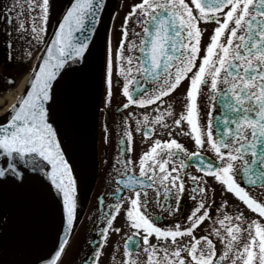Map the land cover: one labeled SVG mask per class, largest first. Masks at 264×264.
Instances as JSON below:
<instances>
[{"label": "snow or ice", "instance_id": "obj_1", "mask_svg": "<svg viewBox=\"0 0 264 264\" xmlns=\"http://www.w3.org/2000/svg\"><path fill=\"white\" fill-rule=\"evenodd\" d=\"M105 7V0H70L50 43L46 32L55 11L53 0H10L0 7L6 24L7 59H15L13 31L16 40L27 43L26 56L33 55L34 43H43L46 49V54L37 53L42 62L30 70L28 86L9 106L6 121L0 122V158L7 165L0 166L3 182L23 184L32 168L38 173L37 182L54 187L62 197L64 234L45 264H58L77 218V178L61 138L57 84L72 71L69 65L86 59ZM129 9L115 46L112 34L107 39L105 110L111 104L114 83L122 78L124 109L156 105L154 118L153 113H143L135 129L153 139L139 155L137 174L127 155L135 151L129 124L133 114L122 118L124 139L120 143H127L114 166L117 191L109 195L115 200L105 204L103 195L98 198L105 209L99 217L104 226L96 229L100 242L89 241L96 246L81 264H100L110 233L121 232L113 225L122 211L132 229L124 242L123 264H138V238L143 241L147 264H264V201L248 190L264 186V0H133ZM201 22L214 24L207 42L208 29ZM114 73L119 77L115 81ZM181 87L184 102L177 115L175 101L164 98ZM206 87L205 103L210 108L205 125L200 100ZM169 116L176 117L171 125L166 120ZM156 125L178 128L180 135L194 140L196 150L190 151L172 131L168 139L155 136ZM206 144L216 154V162L204 156ZM193 162L203 175L188 171ZM173 164L178 167H170ZM185 175L192 181L190 198L196 201L187 226L180 220L163 225L158 215L146 211L148 189L155 191L160 208L175 216L188 191ZM208 176L222 186V194L231 192L258 214L247 218L239 210L234 215L223 211L229 204L224 199L217 208L220 227L212 228L223 245L219 252L209 234H195L203 221L212 219L207 197L209 185L214 194L215 184ZM173 196L175 207L170 202ZM153 236L157 243L151 242ZM184 236L191 241L181 243Z\"/></svg>", "mask_w": 264, "mask_h": 264}, {"label": "flooded vegetation", "instance_id": "obj_2", "mask_svg": "<svg viewBox=\"0 0 264 264\" xmlns=\"http://www.w3.org/2000/svg\"><path fill=\"white\" fill-rule=\"evenodd\" d=\"M133 0H113L110 10L107 29L102 41L101 51L97 61L94 73L91 75L87 84L81 87L68 101L62 120V134L66 144V148L70 157L71 164L74 168V174L77 178V193L79 199L78 215L74 230L71 234L66 250L63 252L58 264H81L83 258L91 256L96 245L89 244V241L95 239L100 242L99 234L96 231L98 227L104 226V221L99 217L105 210L99 203L98 198L103 195L104 202L113 203L115 198L110 193L117 191V181L115 162L118 152L125 147L127 143L121 144L124 139V125L122 118L128 117L129 113L133 115L129 117V124L133 130L135 151L128 153L131 161L135 164V172L139 173V155L147 150L148 145L152 143L153 137H144L143 131H135L137 127V119L142 120V114L145 112L153 113L156 105L146 107L131 105L124 109L123 103L126 102V97L122 94L123 79L119 78L114 73V81L120 79V83L113 85V97L111 104L105 110V98L107 86L105 82V65L107 52V39L110 34L113 35V43L120 36V25L124 22L125 14L129 9V5ZM4 3H10V0H0V7ZM14 27V26H13ZM201 27H206L208 32L204 34V41L207 42L208 36L214 27V24H205L201 22ZM6 24L2 16H0V95L10 90L18 80L20 73L24 67L28 66V57L25 53L28 51L26 42L16 40V33L13 31L14 45L12 52L15 59L9 60L6 56ZM131 39V37H130ZM188 81H184L186 87ZM131 87V86H130ZM181 87L176 92L164 99L169 102L175 101L174 107L177 115L181 110V104L184 102L180 97V93L184 91ZM208 89L205 88V94L201 97L200 107L202 109V119L206 125L207 113L210 106L205 103L207 99ZM165 107V105H160ZM176 117H166L167 123L171 125ZM145 126H142L144 128ZM187 128L185 122L184 125ZM173 132V135L180 140L190 151H195L194 140L187 135H180L179 129H162L159 125L155 126V136L161 139H168L167 133ZM108 139L105 141V136ZM205 157L216 162V154L211 151L207 144L202 149ZM123 158V157H122ZM170 167H178V164L170 165ZM123 169H121L122 171ZM189 172L200 173L191 163L188 167ZM212 184H215V192L213 194L212 185H209L208 203L211 205L210 216L212 219H206L202 225L195 230L196 236L209 234L216 241L218 252L223 249L220 240L212 233L213 227H220L217 221V208L221 205L224 199L229 201L223 211L235 214L238 210L243 212L247 218H255L258 214L247 208V206L239 201L231 192L222 194V186L213 181L211 176L207 177ZM186 188L188 191L183 196L182 206L180 211L175 215H169V210L161 209L156 201V193L149 188V207L146 211L151 215H158L163 225L172 226L177 220H180L182 226H187V216L190 214L192 207L196 201L191 199L192 181L187 175L184 177ZM249 192L257 199L264 201V186L248 187ZM123 195V194H122ZM12 195L3 193L0 187V264L18 262L28 244L31 230L29 227H21L16 223V215L13 213ZM161 199L163 196L161 195ZM126 200V195H125ZM127 202V201H126ZM171 204L175 207V197L171 199ZM246 226V225H245ZM121 228V232L117 233L114 230L110 233L107 244L104 247L103 255L100 259V264H123L124 257V242L128 234H132V229L126 222V216L122 211L118 214L114 221L113 228ZM22 232V235L20 234ZM140 239V250L136 254L138 256V264H147L144 245ZM190 236H184L181 243L191 241ZM152 243H157L155 236L151 237ZM118 246V247H117ZM31 252V251H30ZM21 254V257H20Z\"/></svg>", "mask_w": 264, "mask_h": 264}, {"label": "water", "instance_id": "obj_3", "mask_svg": "<svg viewBox=\"0 0 264 264\" xmlns=\"http://www.w3.org/2000/svg\"><path fill=\"white\" fill-rule=\"evenodd\" d=\"M105 3H106V7L102 11L101 22L96 26L97 31L94 34H92L93 38H92V42L90 45L91 50L90 52L86 53V59L84 61H81V63L79 64L69 65L72 68V71L65 73L63 79L59 80L57 84V91L59 93V98H58V103L56 105V108H57V112L60 117V120L62 119V113H63V109L65 105V103L63 104V94L61 92L62 90H60V86L64 78L67 76L66 74L69 73L71 78L76 80L72 88V92L70 94L71 96V95L76 94V92L81 87L87 84L90 80L91 75L94 73L96 63L98 60L100 47H101V42H102L104 31L106 28L109 9L112 4V0H105ZM67 6H70V0L66 1L59 17L57 18L47 38L49 43H50L52 35L54 34V30L58 28L57 21L62 19L63 12ZM43 54H46V49H44V46L42 47L40 51V55H43ZM40 62H42V60L37 59L36 64ZM27 86L28 85L26 84L25 88ZM8 117H9V113L5 117L1 118L0 122H5ZM61 138H62V134H61ZM63 146L65 147V144ZM66 155L68 156L67 152H66ZM69 162H70V159H69ZM0 166H5V167L7 166L4 163L3 158H0ZM21 171H23V167H21ZM35 175H38V173H35L32 168H29L26 173V178L23 184H16L10 181L3 182L5 181V178L0 177V182H2L0 183V187L2 188L3 193H9L10 195H12L13 199L11 201L13 202L14 209L16 210L18 217L22 220L24 224L30 225L34 222L35 226H37L38 223H40V221H39V217L36 215L37 213H42V212H34L33 209L35 208L36 209L35 211H41L40 208H44L47 203H50V206L53 209V213L56 218L57 225H58L57 232L54 238L49 240L41 250L39 247H37L38 237H36L35 243H34L35 248H32L31 250L33 254L25 262L21 264H45V261L50 259L51 255H53L55 251L57 250L60 239L64 234L63 233L64 218L62 216V197L56 194L54 187L49 189L45 184H41L37 182L34 179ZM44 179L46 181L47 178H44ZM77 210H78V199H77ZM75 222L76 220L74 221V225H75Z\"/></svg>", "mask_w": 264, "mask_h": 264}, {"label": "bare ground", "instance_id": "obj_4", "mask_svg": "<svg viewBox=\"0 0 264 264\" xmlns=\"http://www.w3.org/2000/svg\"><path fill=\"white\" fill-rule=\"evenodd\" d=\"M36 58L37 55L34 54L31 58L32 65L35 63ZM66 75L67 76L60 86V90H62L61 92L63 94V104L68 101L72 88L76 82L75 79L71 78L69 73ZM28 78L29 73H26L18 80L17 84L12 89L0 95V119L9 112V106L16 100L17 96L23 92ZM33 210L34 212H42L36 215L39 217L40 223L35 227L36 232L40 235V237L37 238V247L41 250L49 240L54 238L58 225L50 203H47L44 208H40L41 211H35V208ZM32 248H35V244H32Z\"/></svg>", "mask_w": 264, "mask_h": 264}, {"label": "rangeland", "instance_id": "obj_5", "mask_svg": "<svg viewBox=\"0 0 264 264\" xmlns=\"http://www.w3.org/2000/svg\"><path fill=\"white\" fill-rule=\"evenodd\" d=\"M61 1H62V3H60V4L58 3L57 5H54L55 11L51 14V20H50V22L48 24V28H47L46 35H47V33H48V31H49V29L51 27L52 22L54 21V19L56 18V16L58 15L59 11L61 10V8H62V6L64 4V0H61ZM53 4H55L54 3V0H53ZM41 45H42V43H39V44L34 43L33 48H32V52H33V55L32 56H34V53L35 54L37 53V51L39 50V48L41 47ZM29 59H30V57H29ZM30 67H31L30 62H28V66L23 68V70L20 73V76L18 77V79H20L25 73H27V71L30 70ZM18 223H20L22 225V227H24V225L21 223V220L20 219L18 220ZM29 229L31 230L32 233H30V237H29L28 241H30L34 236L37 235V233H35L36 231H35V224H34V222L29 225ZM21 260L22 259L20 258L19 261L21 262Z\"/></svg>", "mask_w": 264, "mask_h": 264}]
</instances>
